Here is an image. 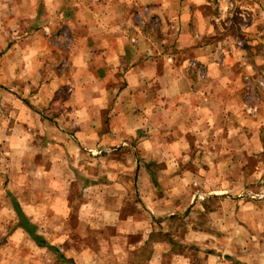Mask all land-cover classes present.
Here are the masks:
<instances>
[{"label": "crops", "instance_id": "1", "mask_svg": "<svg viewBox=\"0 0 264 264\" xmlns=\"http://www.w3.org/2000/svg\"><path fill=\"white\" fill-rule=\"evenodd\" d=\"M191 2L0 0V264H226L202 251L226 205L264 243V200L220 198L259 174L240 164L264 152V21L235 41ZM96 234L124 249L100 254Z\"/></svg>", "mask_w": 264, "mask_h": 264}, {"label": "rangeland", "instance_id": "2", "mask_svg": "<svg viewBox=\"0 0 264 264\" xmlns=\"http://www.w3.org/2000/svg\"><path fill=\"white\" fill-rule=\"evenodd\" d=\"M195 2L197 1L194 8V12L196 13L195 15H192V19L194 17L195 21L197 18H202V16L205 14V16H209L212 22V25L218 26L219 31L223 34L228 35V37H232V39L237 40H243L246 41V36H254L251 35L252 33H249V35L237 33L240 32L239 29H243L247 26L253 27L255 30L258 28H262L263 26V17L260 14V8L262 5V0H204V4H202V0H194ZM195 2H191V5H195ZM204 13V14H203ZM236 31V33H232ZM256 41V40H255ZM196 68V67H195ZM255 73H257L255 71ZM259 77L258 74L253 75L252 80H250L251 85L249 86L252 89L253 86V91L250 93L251 96H249V101L251 102L252 97L254 98V103H258V98L260 100L261 96V91H262V82L263 78ZM5 98V97H4ZM3 104L5 101H1ZM6 111L3 108V113ZM264 153V152H263ZM262 153V154H263ZM261 155H256V159L254 158H249L248 162L243 164L241 163L240 165H244V172H249L252 174L253 172H259L257 176H253L251 179L248 178H236V179H231V182H237L238 186L240 189H235L232 191L233 188L236 186H232L230 188V192L226 195H221L220 198L222 200L226 199V197H235V200H239L238 198L242 199L245 201V199L249 200H254V201H263L264 200V161L263 157ZM258 175L260 177H258ZM229 179L225 178L223 180V183L227 185ZM237 197V198H236ZM3 198H0V201ZM203 199V198H202ZM216 200V199H215ZM214 200V201H215ZM228 201H232L233 199H226ZM1 205V204H0ZM207 208L211 210L212 212L215 208V206L208 205ZM217 208H220L218 206ZM228 217H230V221L227 223L222 224V228L220 230H212L214 232V237L221 238L218 242H215V239H212V244L209 245L210 249L204 248V244H202V251L206 254H212L216 257H221L225 258V263L226 264H247L246 257L247 255H251L252 259L253 257H258L259 255L256 254L258 251H264V243L261 242H253L251 239L250 241L247 239V236L244 234L245 231L242 227V232L239 231L238 227V219L236 217H242L241 215L235 216L236 212L234 209V205H226L224 207V210H222ZM128 213L134 214L133 210H128ZM208 212L205 210V212H202V215H197L196 213H192L190 217L191 220L193 221H198L202 219V232H204L206 229L210 230L214 229V226H211L209 224L211 222V219L208 218ZM235 216V217H234ZM211 217V216H210ZM245 218V217H242ZM243 221V220H242ZM244 225V222H242ZM7 228L10 229V226L8 227H0L1 232L7 231ZM238 230L240 236L236 237L238 240L235 243L232 242V239L230 238L229 234L232 232L235 235V231ZM109 234V230L106 232ZM98 235L96 234L94 236V240L90 242V246L92 249H95L96 251L100 252V254H106L107 252L111 251V249H116V250H122L123 245L118 242H108L107 237L109 235ZM204 234V233H203ZM136 235H129L128 239H131L132 242V249L134 250L136 247V241H135ZM157 239L159 241H163L164 239L171 240L167 236L162 235H157ZM202 242H204V237H202ZM209 244V243H207ZM149 246V247H147ZM145 248L146 251L150 252V245H147ZM130 249L131 247H127L126 249ZM170 248L173 251H181L182 250V244L179 242H174L173 245L170 246ZM191 250H194L196 247L193 245H190L188 247ZM129 252H133V251ZM198 251V249H195V252ZM192 253L194 251H191ZM219 253V254H217ZM53 255V254H51ZM132 255V254H131ZM130 254L123 255L122 257H112V258H100L98 263L96 264H105L104 262L108 264H136V258L132 257ZM104 261V262H103ZM236 261V262H234ZM253 262L256 261V258L252 260ZM46 264H71L70 260L68 259H60V258H53L47 257L46 258Z\"/></svg>", "mask_w": 264, "mask_h": 264}]
</instances>
